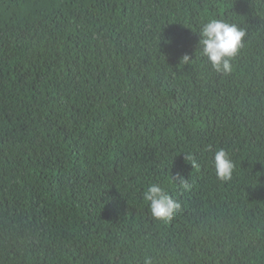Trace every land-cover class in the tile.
<instances>
[{"label":"trees","instance_id":"16d2710c","mask_svg":"<svg viewBox=\"0 0 264 264\" xmlns=\"http://www.w3.org/2000/svg\"><path fill=\"white\" fill-rule=\"evenodd\" d=\"M212 19L244 32L227 75ZM146 257L264 264V0H0V264Z\"/></svg>","mask_w":264,"mask_h":264},{"label":"clouds","instance_id":"9594fccd","mask_svg":"<svg viewBox=\"0 0 264 264\" xmlns=\"http://www.w3.org/2000/svg\"><path fill=\"white\" fill-rule=\"evenodd\" d=\"M243 36L244 32L235 25L219 19L209 20L202 26L199 39L202 55L208 58L217 73H231V61L242 47ZM182 59L187 63L190 57L185 54ZM214 168L219 179L226 181L231 178L234 163L224 149L215 152ZM177 177L180 178L181 174L177 173ZM181 184L187 187L185 181L181 180ZM143 199L149 205L153 218L161 221L171 220L174 212L180 208L179 202L173 200L165 187L159 183H150L143 192ZM144 264H152L151 257H146Z\"/></svg>","mask_w":264,"mask_h":264}]
</instances>
